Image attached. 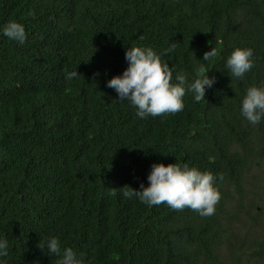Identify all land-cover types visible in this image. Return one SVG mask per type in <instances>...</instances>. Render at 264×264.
Returning a JSON list of instances; mask_svg holds the SVG:
<instances>
[{"label":"trees","instance_id":"1","mask_svg":"<svg viewBox=\"0 0 264 264\" xmlns=\"http://www.w3.org/2000/svg\"><path fill=\"white\" fill-rule=\"evenodd\" d=\"M10 19L24 24L27 39L0 32L6 264H56L38 246L49 235L87 264H264V213H253L264 199V183L256 184L264 180V120L253 125L240 112L247 86L264 82V0H0V26ZM170 43L162 59L173 80L203 66L215 83L201 101L186 93L179 112L140 118L107 80L127 67V46L162 52ZM213 46L218 55L203 60ZM235 46L253 49L243 79L225 67ZM175 160L222 175L213 215L122 195L125 184L148 183L154 161ZM231 220L263 226L261 237L248 229L251 242L232 241Z\"/></svg>","mask_w":264,"mask_h":264},{"label":"clouds","instance_id":"2","mask_svg":"<svg viewBox=\"0 0 264 264\" xmlns=\"http://www.w3.org/2000/svg\"><path fill=\"white\" fill-rule=\"evenodd\" d=\"M0 32L9 39L23 44L27 32L23 23L10 19ZM176 47L170 43L162 52H157L150 45H131L125 49L127 67L122 73L115 74L107 80V85L118 94V98L127 99L140 118L158 116L165 113H176L184 108V96L192 93L194 100L201 101L206 97L207 88H211L216 80L209 75V68H197L192 79L183 70L175 75L165 53H171ZM218 55L213 46L203 53V60H210ZM253 49L251 47L235 46L227 56L225 67L231 77L241 78L253 68ZM78 74L77 69L65 70V79L71 80ZM241 115L253 125L264 120V82L253 83L245 89L241 99ZM217 177L210 170H202L188 162L154 161L147 174L148 183L140 182L139 188L129 184L121 186L125 198L136 197L146 205L153 206L166 203L173 209L185 207L197 211L201 216H211L216 212V205L221 198L217 186ZM38 246L53 254L58 259L56 264H87L85 254L72 246H61L56 235L40 239ZM9 252V242L0 236V264H6Z\"/></svg>","mask_w":264,"mask_h":264},{"label":"rangeland","instance_id":"3","mask_svg":"<svg viewBox=\"0 0 264 264\" xmlns=\"http://www.w3.org/2000/svg\"><path fill=\"white\" fill-rule=\"evenodd\" d=\"M264 172V171H263ZM263 183H264V180H263V178H260V179H258L257 181H256V184H257V186H258V188L260 187H262V185H263ZM264 198V197H263ZM262 203V204H261ZM263 204H264V199H260V201L258 202V206L255 208L256 210L255 211H253V213L255 214V216L256 215H258V214H260L261 213V211H262V213H264V206H263ZM230 205V204H229ZM235 223H237V221L236 220H231V221H228L227 222V224H229V225H233V224H235ZM241 226H239V225H233L232 226V230H233V235H232V237H231V240L233 241V240H237V242H238V244L239 243H241L240 241L241 240H249V242H251L252 240H253V238L254 237H258V235H259V231L260 230H262L261 228L263 227V226H261V225H258V226H255V227H250V225L248 226V227H241ZM248 229H251V231H254L255 232V235L256 236H254V235H252V236H249L248 235V233H250V231L248 230ZM247 231V232H243V231ZM245 235H246V237H245ZM261 236H259L258 238H260ZM243 240V241H244ZM243 244V243H242ZM226 245H224V244H222L221 246H220V252H219V254H221L222 255V260H225V258H227L226 256H230V255H226L227 253H226ZM246 249V252H251V248H245ZM237 251V250H236ZM256 259V262H254L255 264H261V261H257V259H259V258H255ZM230 260H226L225 261V264H230Z\"/></svg>","mask_w":264,"mask_h":264}]
</instances>
